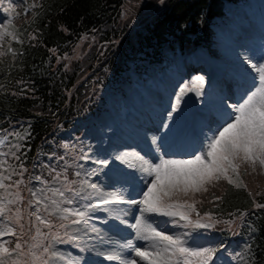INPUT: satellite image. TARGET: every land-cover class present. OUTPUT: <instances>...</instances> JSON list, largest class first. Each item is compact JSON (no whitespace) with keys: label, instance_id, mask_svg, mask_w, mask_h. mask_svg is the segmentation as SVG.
<instances>
[{"label":"rangeland","instance_id":"374dc122","mask_svg":"<svg viewBox=\"0 0 264 264\" xmlns=\"http://www.w3.org/2000/svg\"><path fill=\"white\" fill-rule=\"evenodd\" d=\"M8 2L9 0H5L4 4L0 5V30L8 29L9 31L15 32L16 29L13 28L11 19L14 16L17 6L18 9L20 6H23L24 10H26L27 0H11L15 11L9 9L6 13L3 9L7 7ZM160 2L161 0H125L126 5L124 6V14L139 18L142 15V10L144 13L149 14L151 9L155 8L156 5L159 6ZM252 2L254 1L240 0L238 3L227 2L224 15L215 17L213 21L214 33L208 45L209 47H196L191 51V54L188 55L189 57L193 55L194 58L199 60L203 59L219 76L217 80H210L207 73L202 70L200 65H197V67L191 70V77L189 80L185 79L182 73L176 71V68H178L181 61H183L181 55L183 52L178 48L176 50H165L161 62L153 64L151 68L145 72L141 70L140 76L135 77V79L131 80L129 83L126 76L131 73L133 75L135 74L130 68L124 71H118L114 74L115 76H107L105 80L111 82V85H108L109 83L104 84L101 80V82L97 83V89H90L88 96L85 97L83 102H79L82 105L83 103L87 105L94 100L102 101L98 109L90 116L91 118L89 117L90 119L82 122L79 121L74 124L72 128L61 129L56 133L57 136L60 134L62 137L68 138L61 141V145L57 149V152L52 154L43 153V162L41 163L39 160L34 164L35 167L41 164L38 167V172L32 171V173L25 175L27 167H20V152L23 151V138L27 133L25 126L23 128L16 126L6 133L0 131V140H3V143H0V172H4V170L7 169L8 171L4 172L5 175L8 173H15L12 175L11 180L5 181V183H13L18 180L23 181L18 188L13 186L9 189V192L13 194L19 192V195L23 197V200L17 203L8 204V208L11 209L8 215L13 217V221H4L0 218V231H3L5 224H7L8 227H12L17 232V235H19L17 238L10 239L11 242L7 240L9 243L6 246L11 249L15 247L16 242H19L23 246V251L20 253L19 257L13 253L11 258L0 256V259H5L6 264H12L13 260H16L17 264H41L42 259H46L47 255L56 252L57 257L50 260L49 264H69V261H71V264H76L77 262H79V264H120L119 259L108 260L106 257L108 254L115 255L118 251L125 249V259L135 258L137 264H146V262L140 261L138 257H135V254L131 252V250L121 247L130 239L135 241L134 230L129 228L128 224L132 223L134 217L139 215L140 205L115 203L101 205L99 209L90 214L92 218L88 221L90 226H94L97 229L96 232L89 230L75 231V229L82 228V225H69L67 228H61L60 225L54 223V215L48 217L47 213L41 211L40 215L49 218L52 222L53 226L49 229L36 221L34 216L30 215V212L34 211L36 206L33 205L29 208L27 206L28 201L33 199L29 189L36 191L45 189L46 187H60V183H51V175H55L59 172L61 173V181H63L64 175H67L68 180L76 181L72 187L77 190L83 189L81 195L92 193L93 191L91 187H87V185L83 183L86 181L88 185H95L101 193L122 190L127 199L139 200L141 198V191L138 194H131L129 192L130 185L118 183L113 177L107 174V170L117 169L121 172L131 174L137 179V183L141 186L142 190L145 187L146 180H150L151 177H144L137 168L122 163L119 159H116V157L128 153L127 159L130 162L138 163L134 161L131 154L139 153L145 159H149L155 163L159 161L156 157H154L156 160L147 158L146 154L138 150L133 143L127 142L126 144H121L118 142L117 140L123 135L131 137L126 132L122 131L116 134L114 138L111 137V139H109V133L114 131L117 127L120 129L121 122H127L129 111L127 101L133 98L131 95L132 90L137 88L139 93L143 94L147 100L150 87L153 86V83L164 85L165 94L163 96L159 98L155 94L152 95L154 102L159 103L160 100L163 101L164 105L161 106L164 109L153 112V106L145 107L142 113L144 115L143 119L146 121L145 124L140 125V123H142L140 121H138L139 124H130V126L136 130V134L140 136L141 144L143 145L145 143L146 146L151 148V152H155L157 157H163L164 159H190L194 154H200V152L206 148L209 138L213 133L226 122H229L230 115H234L230 105L241 103L243 99L246 98V95L249 94L251 90H254V85L258 86L259 84L258 72L256 69L252 68L251 65L264 64V40L261 41L257 33V24L259 20H264V9H262V7H254ZM260 5L264 7V1L261 2ZM131 8L133 10H131ZM235 19H239L244 27L237 26ZM132 24H134V22ZM124 31V34L116 39V43L120 40H125L124 35L127 34V32L126 30ZM91 36L92 37L84 35L78 41L72 48L73 50L70 52V55H67L68 60L74 59L80 66L86 64L84 61L88 58L87 53L96 39L94 35ZM11 39L13 38L5 37L3 41H0V45L3 44V47L10 49V45L12 44ZM188 46L193 47L192 45ZM187 49L191 50V48ZM182 67L183 70L186 69L184 63ZM196 77H201L202 83L197 81ZM117 81L118 84L122 82V92H113L111 90L112 86L116 85ZM245 84H248L250 88L247 89ZM190 85L199 87L204 95V98L200 101L203 107L201 108V113L206 117L204 118L205 120L207 119V121L205 124H202V122L200 123L197 120V123L200 124L195 123V125L202 126V131L206 139V146L201 148L200 146L198 147L196 143L197 149L194 154L189 157H168L165 154L167 146H171V140L178 135L181 127H184L188 123L192 114V108L187 97L188 87ZM221 85L225 87L224 90L221 89ZM233 85H239L240 87L244 85L245 90L237 94L234 92ZM166 104H168V107ZM188 111L190 116H188ZM153 127L156 128L153 130ZM77 128L80 131L75 132ZM5 136L7 139H4ZM188 138V142L190 143L189 146H191V136L189 135ZM193 144H195L194 141ZM186 147L187 142L185 141L180 148L185 149ZM12 153H15V155H12ZM16 157H19V159ZM61 157H63V159H61ZM100 160H107L108 164L104 165L98 163ZM242 166L249 167L248 170L250 174H253V177L264 182V170H262L259 165V168L256 167L255 171L247 164H243L240 167ZM53 169L55 171H53ZM77 172H79V175H76ZM20 173H22V175H20ZM235 175L232 176L233 179ZM36 176H40L41 180H36ZM44 180L49 181V184H43L41 181ZM224 180L225 179L213 181L205 185V187L208 191L210 186L214 183L215 185L221 184ZM204 192L206 191L195 194L190 193L186 197L180 195L177 198L181 200L187 199L189 202H195L196 204L201 201L200 195ZM37 194L41 195L40 192H37ZM46 194L50 195V193ZM6 195L4 190L0 189V200H3ZM7 199L13 200L15 199V195H7ZM95 200H98V197L94 194L93 201ZM93 201H81V203H92ZM3 202L7 203L6 200ZM104 208L115 209L116 211H104ZM17 209H19L18 216ZM117 214L127 223H121L120 219H116L115 217ZM56 217H58V214H56ZM94 218L110 222V226H103L102 224L94 222ZM193 218L195 219V215H193ZM17 219L18 223L16 222ZM152 219L159 225V228L166 229L169 235H179L180 233L190 232L191 235L188 239L193 245H197L195 242L208 238L213 239L211 241L217 240L208 244L202 243L199 246L212 247L215 249V247L220 244L221 238L218 232L206 229L208 231L205 235L200 236V234H202L200 229H186L181 226L184 223L183 221H179V224H173L171 222L173 219L178 220V217L153 216ZM63 223L67 225L68 222L64 221ZM21 224L24 225L22 230L19 227ZM235 225L236 223H230L227 226L233 228ZM37 227L40 228L41 233L45 234L47 238H45V236L36 235ZM113 228L120 230L122 234L115 233ZM123 228L126 229L123 230ZM28 234L30 235V239L27 238ZM226 235L227 233L224 234V236L222 235V237ZM24 236L28 239L27 245ZM33 236H36L35 241L32 239ZM57 236L58 239H54V237ZM72 237H76V239L73 240ZM226 238H228V236ZM230 238H232V236H230ZM59 239L70 241L71 244L78 247V253L73 254L69 252L65 246L56 247L55 242ZM4 242L5 239H0V243ZM36 243H39L41 247H32ZM148 243V241H139L137 245L147 246ZM244 243L245 242H242L240 239L233 240L228 238L226 247L224 248L225 253L222 252L223 255L221 256V254L217 252L216 258H214L213 255L212 264H239V260L243 254L242 248ZM12 245L14 247H11ZM47 245H51L49 254H44L42 247ZM30 253H34V255ZM60 256H63L64 259H60ZM37 257L41 259H37Z\"/></svg>","mask_w":264,"mask_h":264},{"label":"trees","instance_id":"16d2710c","mask_svg":"<svg viewBox=\"0 0 264 264\" xmlns=\"http://www.w3.org/2000/svg\"><path fill=\"white\" fill-rule=\"evenodd\" d=\"M224 2L164 0L135 18L124 14L125 0H27L30 8L19 7L12 19L11 50L0 47V130L25 126L20 164L30 171L41 153L57 152L63 139L56 133L89 117L99 101L79 102L101 80L111 85L107 76L127 68L139 71L145 63L161 61L167 49L210 44ZM124 30L125 40L116 43ZM84 35L96 39L82 67L67 55ZM118 87L116 82L112 89ZM248 168L234 174L242 187L227 180L214 183L195 206L202 217L210 212L224 232L245 238L239 264H264V209L255 206L264 203V182Z\"/></svg>","mask_w":264,"mask_h":264},{"label":"snow or ice","instance_id":"6c2138e0","mask_svg":"<svg viewBox=\"0 0 264 264\" xmlns=\"http://www.w3.org/2000/svg\"><path fill=\"white\" fill-rule=\"evenodd\" d=\"M4 2L5 0H0V5ZM9 9L15 11L11 0L3 10L7 13ZM5 37L15 39V32L8 29L0 30V41H3ZM251 67L258 72V86L254 85V90H251L241 103L230 105L234 115H230L229 122H226L213 133L206 148L200 154H194L190 159L180 160L157 157L158 163L145 159L139 153L131 154L134 161L138 163L130 162L127 159L128 153L116 157L122 163L137 168L144 177H151L150 180H146L145 187L140 192L141 198L139 200L127 199L122 190L101 193L95 185H88L86 181L83 183L87 187H91L93 191L81 195L83 189L77 190L72 187L76 181L68 180L67 175H64L63 181H61V173L57 172L55 175L50 173L51 183H60V187H46L36 191L29 189L33 199L28 201V205L29 207L36 206L35 210L30 212V215L49 229L53 226L52 222L49 218L40 215L41 211L47 213L48 217L58 214L59 220L67 221V225L60 224L61 228H67L69 225H82V228L75 229V231L89 230L96 232L97 229L90 226L88 221L92 218L90 214L99 209L101 205L109 203L140 205L139 215L134 217V221L128 224V227L134 230L136 241H148L149 243L147 246H138L135 241L130 239L121 246L122 248L131 250V252H134L135 257L146 262V264H212L215 249L193 245L188 239L191 235L190 232L180 233L179 235L167 234V230L159 228L152 217H178V220L173 219L171 222L179 224V221H183L184 223L181 226L186 229L212 228L214 223L210 212H205L204 217L206 219H201V214L197 211L195 202H189L187 199L181 200L177 197L180 195L186 197L190 193L207 191L205 185L220 179L227 180L229 184H235L237 188L242 187V183L234 181L232 176L238 174V170L243 164L249 165L253 171H255L257 165L264 170V64H253ZM196 80L202 83L201 77H196ZM4 139H7V137L5 136ZM0 143H3V140H0ZM12 155H15V153H12ZM16 158L19 159V157ZM98 163L107 165L108 161L100 160ZM20 167L23 168V164ZM7 171V169L4 170V172ZM53 171L55 170L53 169ZM4 172H0V189H3L7 195H15V199L8 200L6 195L3 200H0V218L4 221H13V217L8 215L11 211L8 204L17 203L23 200V197L19 195V192L14 194L9 192V189L13 186L18 188L23 181L5 183V181H10L15 173L5 175ZM76 175H79V172ZM35 179L40 181L41 177L36 176ZM41 182L45 185L49 184V181L46 180ZM37 192H40L41 195H38ZM46 193H50V195ZM94 194L98 197V200L93 201ZM214 199L219 200L220 197L214 196ZM4 200L7 203H4ZM81 201L93 202L81 203ZM255 206L258 209H264V203H256ZM103 210L116 211L108 208ZM193 213H195V219ZM18 214L19 209H17V216ZM115 218L120 219L121 223H127L120 218L119 214ZM16 222L18 223V219ZM19 227L22 230L24 225L21 224ZM7 235L16 236L17 232L5 224L4 230L0 231V237ZM36 235L47 238L45 234L41 233L39 227L36 228ZM32 239L35 241L36 236H33ZM54 239H58V236ZM72 239L75 240L76 237H72ZM8 243V241L0 243V256L11 258L15 253L19 257L23 251L22 244L16 242L15 247L10 249L6 246ZM32 247H41V245L36 243ZM50 247L51 245L43 246V253L49 254ZM30 254L34 255V253ZM56 257L57 253L52 252L47 255L46 259L41 260V264H49V261ZM59 258L64 259L63 256ZM106 258L108 260L119 259L120 264H137L135 258L125 259L119 252L115 255L108 254ZM37 259L41 258L37 257ZM0 264H6V260L0 259ZM12 264H17V261L13 260ZM69 264H71V261H69Z\"/></svg>","mask_w":264,"mask_h":264},{"label":"bare ground","instance_id":"6f19581e","mask_svg":"<svg viewBox=\"0 0 264 264\" xmlns=\"http://www.w3.org/2000/svg\"><path fill=\"white\" fill-rule=\"evenodd\" d=\"M203 124V123H202ZM196 132H198L200 135H201V132H199L198 130H196ZM189 138L186 139V142H187V147L190 145V143L188 142ZM126 228H123V230H125ZM129 229V228H128ZM120 253V255L125 258V249H122L121 251H118Z\"/></svg>","mask_w":264,"mask_h":264},{"label":"water","instance_id":"95a60500","mask_svg":"<svg viewBox=\"0 0 264 264\" xmlns=\"http://www.w3.org/2000/svg\"><path fill=\"white\" fill-rule=\"evenodd\" d=\"M196 92H197V91H196L195 89H193V90L191 91L192 95H194Z\"/></svg>","mask_w":264,"mask_h":264}]
</instances>
